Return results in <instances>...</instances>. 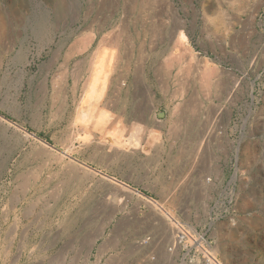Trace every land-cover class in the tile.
I'll use <instances>...</instances> for the list:
<instances>
[{
	"label": "rangeland",
	"instance_id": "rangeland-1",
	"mask_svg": "<svg viewBox=\"0 0 264 264\" xmlns=\"http://www.w3.org/2000/svg\"><path fill=\"white\" fill-rule=\"evenodd\" d=\"M178 75L195 97L175 93ZM229 88L264 107V0H0V264L91 250L112 233L122 186L158 199L156 177L181 169L183 120L211 117ZM258 121L233 217L212 225L221 264H264ZM225 162L213 173L227 176Z\"/></svg>",
	"mask_w": 264,
	"mask_h": 264
},
{
	"label": "built area",
	"instance_id": "built-area-1",
	"mask_svg": "<svg viewBox=\"0 0 264 264\" xmlns=\"http://www.w3.org/2000/svg\"><path fill=\"white\" fill-rule=\"evenodd\" d=\"M171 85L177 95L197 94L194 79L178 75ZM233 96L234 89L229 88L226 104L218 106L211 117L201 107L196 117L183 120L181 169L156 177L158 199L126 185L116 198L119 217L112 233L75 258L66 255L65 262H59L54 252L48 264H221L212 225L233 217L240 186L248 182L239 162L240 145L253 127H262L258 120L264 112L253 100L238 105ZM192 143L194 148L189 149ZM221 158L226 159L227 176L213 173ZM190 209H206L203 225L196 215L185 212Z\"/></svg>",
	"mask_w": 264,
	"mask_h": 264
},
{
	"label": "bare ground",
	"instance_id": "bare-ground-1",
	"mask_svg": "<svg viewBox=\"0 0 264 264\" xmlns=\"http://www.w3.org/2000/svg\"><path fill=\"white\" fill-rule=\"evenodd\" d=\"M178 38L183 39V41H184V35H183L181 32L179 33V37H178ZM98 59H99V58H98ZM96 68H97V67H96ZM94 70H95V69H94ZM94 70H93V71H94ZM101 73H102V69H101V67L99 66V69H98V70H97V69L95 70V73L93 74V76L91 77V79L89 78L90 81H89V84H87V86H88L87 89H88L90 86H92L93 83H95V82L97 81V79H96L95 77H96L98 74H101ZM208 73H209V72H208ZM203 80H204V79H203ZM203 82H204V81H203ZM206 86H207V85H206ZM134 141L136 142L135 139L132 140V142H134ZM136 143H137V142H136ZM72 162H73V161H72ZM118 182H119V181H118ZM122 185H123V184H122ZM122 185H120V186H122ZM122 188H124V191L126 190L124 186H122Z\"/></svg>",
	"mask_w": 264,
	"mask_h": 264
}]
</instances>
